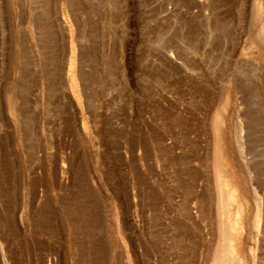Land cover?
<instances>
[{"label":"rangeland","instance_id":"374dc122","mask_svg":"<svg viewBox=\"0 0 264 264\" xmlns=\"http://www.w3.org/2000/svg\"><path fill=\"white\" fill-rule=\"evenodd\" d=\"M222 160L264 264V0H0V264H216Z\"/></svg>","mask_w":264,"mask_h":264},{"label":"bare ground","instance_id":"6f19581e","mask_svg":"<svg viewBox=\"0 0 264 264\" xmlns=\"http://www.w3.org/2000/svg\"><path fill=\"white\" fill-rule=\"evenodd\" d=\"M217 122H218V120H217ZM215 125H217V124H215ZM218 154H221L220 150H219ZM216 170H217L216 172H217L218 179L220 181V185H222V188L224 190V191L222 190L221 194H219L220 195L219 196L220 198H218L219 199V201H218L219 205L216 203L219 206V212L218 213H220V218L225 217L223 219L228 220V213L229 212L227 210V207L229 205L231 207H232V205H234V207H235V213H234L235 217L232 216L235 218L234 221H232L233 223H231V221L229 223L226 221L231 226L228 227V224L225 222L226 224L224 223V225L222 227L223 228L222 233H224L223 235L225 237V239H224L225 245H223V247L221 248V252H222V255L225 256V258L218 260L216 264H242L243 262H241L242 259L240 257L241 256L240 255V245H241V239H242V233H243V229L241 226V220H243L242 219V213H243L242 208L243 207L241 206L240 197L238 196L239 195L238 192H240V191H238V189L236 187L238 184L236 185L235 182L232 181L233 176H232L231 170H229L228 163H225V161L222 160V162H220V164H218V167L216 168ZM218 179H217V181H218ZM218 206H217V209H218ZM232 210H234V209H232ZM226 216H227V218H226ZM233 226H234V228H233ZM230 227L233 229H231ZM219 254H221V253L219 252Z\"/></svg>","mask_w":264,"mask_h":264}]
</instances>
